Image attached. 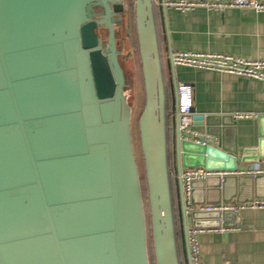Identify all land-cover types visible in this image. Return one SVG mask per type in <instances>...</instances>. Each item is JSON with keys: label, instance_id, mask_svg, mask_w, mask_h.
Returning <instances> with one entry per match:
<instances>
[{"label": "water", "instance_id": "obj_1", "mask_svg": "<svg viewBox=\"0 0 264 264\" xmlns=\"http://www.w3.org/2000/svg\"><path fill=\"white\" fill-rule=\"evenodd\" d=\"M155 9L154 0H134L149 237L117 39L125 0H0V264H151L150 248L154 264H192L190 218L193 228L203 230L239 226L238 210L196 206L231 203L235 195L228 191L247 176L193 182V209L187 213L184 169L237 170L238 149L224 143L236 121L194 115V126L222 142L182 138L179 83L174 78L168 86L165 79ZM98 28H106V39ZM170 98L180 240L168 152ZM259 119L258 147L247 149L242 163L264 160V115ZM202 187L206 198L198 201Z\"/></svg>", "mask_w": 264, "mask_h": 264}, {"label": "crops", "instance_id": "obj_2", "mask_svg": "<svg viewBox=\"0 0 264 264\" xmlns=\"http://www.w3.org/2000/svg\"><path fill=\"white\" fill-rule=\"evenodd\" d=\"M154 1L167 85L169 86L170 81L175 78L178 83L192 86L194 115H218L225 118L229 116L236 121L235 129H227L224 143L227 148L237 147L238 171L255 166L264 168V160L241 162L242 157L246 155L245 151L257 148L259 144V116L264 115V81L182 66L173 65V69H169L170 57L175 52L227 54L246 60L264 61V13L244 9H228L224 13L196 9L182 13L172 8L162 10L163 0ZM259 1L264 4V0ZM172 104L170 98L168 152L176 226L180 240L183 225L177 210L179 189ZM239 114L249 116L237 118L236 115ZM195 129L207 134L205 127L195 126ZM212 137L214 141L209 144L222 142L218 137ZM210 166L215 167L213 164ZM243 176H247L244 181H235L233 187L231 186L232 190L228 191L235 195L228 204L244 205L252 202L251 199H264V178L255 181V178L249 175ZM215 182L216 179L210 180V184ZM205 196L206 192L202 187L196 194V200L201 201ZM214 198H217L216 195ZM207 205L218 204L205 203L196 207ZM238 211L239 226L206 229L199 235L201 264H264V209L244 208ZM189 225L193 227L191 218ZM180 251L183 259L182 250Z\"/></svg>", "mask_w": 264, "mask_h": 264}, {"label": "built area", "instance_id": "obj_3", "mask_svg": "<svg viewBox=\"0 0 264 264\" xmlns=\"http://www.w3.org/2000/svg\"><path fill=\"white\" fill-rule=\"evenodd\" d=\"M165 8H172L182 13H188L196 9H205L224 13L228 9L251 10L256 13H264V4L259 0H169L164 3ZM170 60L174 66H182L198 70H206L230 74L240 77H247L264 81V61L246 60L240 57H234L227 54L213 53H195V52H175L172 53ZM178 126L181 136L185 140L196 144H209L214 141V137L200 133L194 126V93L192 86L187 83L178 84ZM249 115L239 114L237 118H243ZM251 175L253 177L264 175V168L252 167L245 171H213L205 168L184 169L181 175L183 184V195L186 203L187 213L193 209L192 192L193 182L202 181L209 177ZM244 208L264 209V199H256L244 205L239 204H218L198 207L206 211L216 210H240ZM205 230L190 227L188 232V241L191 251L192 264H201V247L198 237Z\"/></svg>", "mask_w": 264, "mask_h": 264}, {"label": "rangeland", "instance_id": "obj_4", "mask_svg": "<svg viewBox=\"0 0 264 264\" xmlns=\"http://www.w3.org/2000/svg\"><path fill=\"white\" fill-rule=\"evenodd\" d=\"M125 2L126 15L124 16V25L117 33V39L119 42H123V44L121 43V46H119V49H121L122 51L120 55V62L126 75L128 86L127 94L129 97V102L133 108L131 121L132 138L136 162L138 165L139 175L142 183V192L144 197V204L149 230L148 233L150 237L149 204L138 129V120L145 104V94L136 34L134 0H125Z\"/></svg>", "mask_w": 264, "mask_h": 264}, {"label": "flooded vegetation", "instance_id": "obj_5", "mask_svg": "<svg viewBox=\"0 0 264 264\" xmlns=\"http://www.w3.org/2000/svg\"><path fill=\"white\" fill-rule=\"evenodd\" d=\"M96 12L98 13V14H100V12H101V9H96ZM123 25H124V23H123ZM123 25L122 26H118V28H117V33L119 32V30L123 27ZM98 33L100 34V35H102L103 36V38L104 39H106L107 38V34H108V31L106 30V28H98ZM117 38H118V35H117ZM121 43L123 44V42L122 41H118V48H119V46H121ZM121 50V49H120ZM122 52V51H121Z\"/></svg>", "mask_w": 264, "mask_h": 264}, {"label": "trees", "instance_id": "obj_6", "mask_svg": "<svg viewBox=\"0 0 264 264\" xmlns=\"http://www.w3.org/2000/svg\"><path fill=\"white\" fill-rule=\"evenodd\" d=\"M150 252L152 253V251H151V248H150ZM151 253H150V257H151V264H154L153 253H152V256H151Z\"/></svg>", "mask_w": 264, "mask_h": 264}]
</instances>
